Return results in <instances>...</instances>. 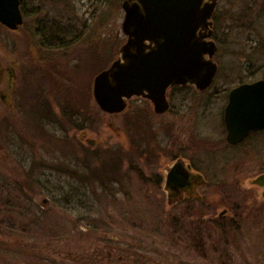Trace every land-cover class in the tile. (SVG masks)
Wrapping results in <instances>:
<instances>
[{
	"label": "rangeland",
	"instance_id": "1",
	"mask_svg": "<svg viewBox=\"0 0 264 264\" xmlns=\"http://www.w3.org/2000/svg\"><path fill=\"white\" fill-rule=\"evenodd\" d=\"M122 1L70 0L65 17L48 19L64 39L51 47L38 17L21 32L0 24V264H264V185L254 182L264 130L233 146L223 126L226 91L264 77V0H219L209 90H169L166 113L144 97L109 113L93 88L127 40ZM171 145L203 167V183L173 201L154 178L176 162L161 153ZM117 150L119 172L97 183L94 209L64 203L73 181L62 165L101 168Z\"/></svg>",
	"mask_w": 264,
	"mask_h": 264
},
{
	"label": "water",
	"instance_id": "2",
	"mask_svg": "<svg viewBox=\"0 0 264 264\" xmlns=\"http://www.w3.org/2000/svg\"><path fill=\"white\" fill-rule=\"evenodd\" d=\"M217 3L218 0H123L122 27L128 38L119 57L94 80V96L101 109L121 112L128 99L140 96L150 99L155 111L162 113L170 106V86H210L218 71L214 60L218 45L212 38ZM0 21L13 29L22 23L19 0H0ZM225 121L231 143L264 128V78L231 89ZM190 168L178 160L167 171L165 185L170 201L192 189L199 180L200 176L196 174V179ZM254 182L263 186L264 173L257 175Z\"/></svg>",
	"mask_w": 264,
	"mask_h": 264
},
{
	"label": "flooded vegetation",
	"instance_id": "3",
	"mask_svg": "<svg viewBox=\"0 0 264 264\" xmlns=\"http://www.w3.org/2000/svg\"><path fill=\"white\" fill-rule=\"evenodd\" d=\"M78 1H81V3H86V4L88 3L87 4V7H90V3L91 2H94V3H92V6H93V8H95L96 7V3H97L98 0H72V2H77V4H78ZM69 3H71L70 0H19V7H20V10H21V13H22L23 21H22L21 24L18 25V27L16 29H10V30H13L15 32L25 31V29H27L24 26L26 19L28 17H30V16L38 17L39 18V21H38L37 28L39 29L38 31H41L40 32L41 34L38 33L39 36H40V39H41V44L40 45H43L45 47H51L52 44H46L45 43L46 39L52 38V39H55L56 40L57 37H60L59 36V33L62 30V26L59 25L56 22H51V24H50L51 29H48V26H49L48 25L49 24L48 19L49 18L51 19V17H55V19H58V18H61V17H65L63 11L65 9L66 10H70L71 5ZM3 26H5V25H3ZM47 29H48V31L50 30V35L49 34L48 35H45V32L46 33H49L47 31ZM34 32L37 33V31H34ZM63 37H64V35H63ZM57 39H59V38H57ZM60 40H64V39L61 38ZM55 43H57V42H55ZM254 80H257V79H245V80L243 79L239 83H237L236 85H238L240 83H243V82H251V81H254ZM213 84H214V82L207 89H204V90H200L199 89V90L200 91L209 90L213 86ZM188 85H190V84L183 85V86L182 85H175V86H172V87H170L168 89V91H167V98H168V101H169V105L170 106H169L168 110H166L165 112H162V113L168 112L171 109V107H172V101H171L172 96H171V92H169V90L171 91V89L173 90L176 87H181V86L182 87H184V86L186 87ZM236 85H234V86H236ZM234 86H232L230 89H228L226 91L227 92V95L225 96V98H226V104H225L224 110H223V126H224V129L226 131V136L224 137V142L227 145H233V146L234 145H239V144L243 143L249 137H251L252 135H254V133L260 132V131L264 130V128L263 129H259V130H253L243 140H241L240 142H237V143H231L228 140V138H227L228 129H227V126H226V121H225V111H226L227 104L229 102V93H230V90ZM168 92L170 93V95L168 94ZM218 92L219 91H215L213 94L216 95ZM175 148H176V145H171L170 148H167V147H164L163 146V149H162V152L161 153H162V155L164 153V155H165L164 157L170 156V159H171L172 162H174V160H176V162L178 160H182L187 167H189V165L191 166L190 169L194 172L195 175L197 174L198 176H200V177H198L199 178V180H198L197 179V175H196V179L197 180L195 179L196 182L193 184L192 188H195L197 185L202 184L203 183L202 182L203 179L201 177L203 175V172L201 170H199V169L200 168L202 169L203 167L201 165L196 166L194 164L195 162L193 163L188 157H186V156H184L182 154H178L177 153V149H175ZM158 157H160V156H158ZM159 164H160V160H159ZM168 170L166 169V173H167ZM157 173L160 175V178H161L160 184L165 188L166 187V185H165V183H166L165 176H167V175L165 174V171H163V168H161V166L159 168V171H157ZM262 173H264V172H262Z\"/></svg>",
	"mask_w": 264,
	"mask_h": 264
},
{
	"label": "trees",
	"instance_id": "4",
	"mask_svg": "<svg viewBox=\"0 0 264 264\" xmlns=\"http://www.w3.org/2000/svg\"><path fill=\"white\" fill-rule=\"evenodd\" d=\"M45 35H48V34L45 33ZM56 40L60 41V38L56 39ZM45 43L46 44H56L55 40L54 41H45ZM64 140H65V138H64ZM66 141H67V139L65 140V142ZM141 144L144 145L143 142H141V143L137 142L136 145L141 147ZM134 150H135V147H133V149H132V154L135 153ZM152 151H153L152 148H151V153H150L149 149H145V153L148 156L150 154L152 155ZM140 153L142 154V152H140ZM124 154L120 153L119 150L114 151L113 155L110 156V158L106 159V161L103 162V165L101 168H98L97 165H95V164L90 165L89 168L86 167V165H85V167H80L78 162L76 165H71V163H69V162L66 163V165L63 164L62 169L65 171L66 174H68L71 177L70 179L73 181L70 186L62 187V192L64 193L63 199L66 200V201H64V203H67V204L72 203V204H74L73 206L75 208L85 206L88 210H93L94 206L96 204V200H95L96 197L94 198V196H95V194H97L96 192L98 191V190H96V189H98L97 183L99 181H101L102 179L106 180V177H109L110 179L115 178L114 173L118 174L119 169H120V163L124 157ZM90 157H93V159H94V156H90ZM85 160H87V159L85 158ZM143 162H145V161H143ZM150 164H151V159L149 158V161L145 162V166L152 168L150 166ZM106 168H107V170H105ZM136 168H139V166H137ZM105 172L109 173V175L105 176ZM110 173L113 174L114 177H112L110 175ZM154 178H157L156 182L160 183L161 178L157 172L154 173ZM39 184L41 185V187L48 186V184L44 185L43 180H41L39 182ZM103 186L105 189L110 188V185H108V184H104ZM67 193H69L70 196H67Z\"/></svg>",
	"mask_w": 264,
	"mask_h": 264
}]
</instances>
